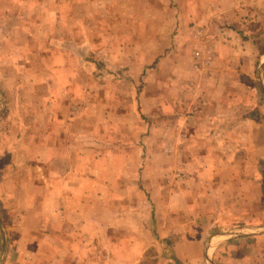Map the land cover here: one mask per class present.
Instances as JSON below:
<instances>
[{
	"label": "crops",
	"instance_id": "obj_1",
	"mask_svg": "<svg viewBox=\"0 0 264 264\" xmlns=\"http://www.w3.org/2000/svg\"><path fill=\"white\" fill-rule=\"evenodd\" d=\"M180 2L190 12L162 15L177 44L159 55L163 85L137 141L158 130L162 180L144 186L140 203L119 107L86 100L74 112L75 80L12 68L16 55L0 54V264H140L166 240L183 264H264V0ZM128 146L134 155L120 152Z\"/></svg>",
	"mask_w": 264,
	"mask_h": 264
},
{
	"label": "rangeland",
	"instance_id": "obj_2",
	"mask_svg": "<svg viewBox=\"0 0 264 264\" xmlns=\"http://www.w3.org/2000/svg\"><path fill=\"white\" fill-rule=\"evenodd\" d=\"M51 1L0 0V44H3L0 47H6L0 50V54L7 60L14 59L16 55L17 63L12 68L19 67L24 72L35 68L40 74L46 75L67 74L69 80H75L76 82L70 81L72 92L68 103V107L74 112L86 100L106 104V108L107 105L119 107V145L126 146L121 139L127 137L136 144L135 155L130 151V146L125 150L121 148L120 152L135 156V182L142 189L140 194H136V201L140 203L141 196H150L144 186H156V182L162 180L157 171L158 130H152L155 136L148 145L143 141L137 142L149 136V129L145 124L146 116L143 117L142 110L151 111L157 108L158 91L163 85L159 81V55L169 54L173 49L171 46L177 44V28L171 33L165 32L171 27L170 18L162 15L172 9L179 10L180 7L190 12L191 6L188 4L186 7L180 0ZM143 10L145 15L147 12L145 17L126 16L130 13L142 16ZM52 12V17L47 18ZM260 24L264 27V22ZM194 55L196 56V50L191 49L192 59ZM59 56L66 57L68 61L64 59L70 65L63 66L66 62ZM184 57L189 59L186 55L182 59ZM48 59L51 65L42 66L41 63H47ZM168 63H171L170 60ZM194 63L193 60L192 65ZM167 67L172 71L169 64ZM179 68L189 70L190 64H180ZM84 91L87 92V98L79 96ZM93 120V117L88 119V123ZM149 122L155 123L151 118ZM167 152L172 154L170 147ZM143 158H148L150 162L146 164V172L139 176L138 170L144 168L140 165ZM129 169L131 170L130 166ZM151 213L154 214V211ZM147 221L153 226L156 219L152 215ZM173 244L170 240L155 242L148 248L140 264H160L161 253H164L165 261H168L164 264H172V258L175 261L173 264H183L174 259ZM3 255L0 254L1 259H4Z\"/></svg>",
	"mask_w": 264,
	"mask_h": 264
},
{
	"label": "water",
	"instance_id": "obj_3",
	"mask_svg": "<svg viewBox=\"0 0 264 264\" xmlns=\"http://www.w3.org/2000/svg\"><path fill=\"white\" fill-rule=\"evenodd\" d=\"M0 231L2 233V238H3V246H4V249L6 247V235H5V232H4V229L2 227V225L0 224ZM246 231H252V228H247Z\"/></svg>",
	"mask_w": 264,
	"mask_h": 264
},
{
	"label": "built area",
	"instance_id": "obj_4",
	"mask_svg": "<svg viewBox=\"0 0 264 264\" xmlns=\"http://www.w3.org/2000/svg\"><path fill=\"white\" fill-rule=\"evenodd\" d=\"M198 54V53H197Z\"/></svg>",
	"mask_w": 264,
	"mask_h": 264
}]
</instances>
